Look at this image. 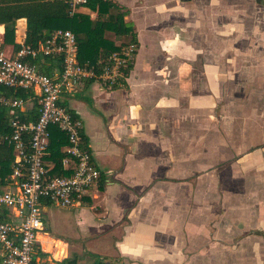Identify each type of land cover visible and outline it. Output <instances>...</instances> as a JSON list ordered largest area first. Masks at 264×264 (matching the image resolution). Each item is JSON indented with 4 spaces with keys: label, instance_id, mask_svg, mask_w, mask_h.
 I'll return each mask as SVG.
<instances>
[{
    "label": "crops",
    "instance_id": "0c3cea01",
    "mask_svg": "<svg viewBox=\"0 0 264 264\" xmlns=\"http://www.w3.org/2000/svg\"><path fill=\"white\" fill-rule=\"evenodd\" d=\"M106 1L136 49L113 89L88 82L64 95L102 176L68 207L76 223L107 236L103 264H264V36L244 34L227 0ZM24 36L19 19L4 44L0 25V49L11 55ZM41 245L64 260L66 245L59 259Z\"/></svg>",
    "mask_w": 264,
    "mask_h": 264
},
{
    "label": "built area",
    "instance_id": "2783aa9c",
    "mask_svg": "<svg viewBox=\"0 0 264 264\" xmlns=\"http://www.w3.org/2000/svg\"><path fill=\"white\" fill-rule=\"evenodd\" d=\"M65 3L72 15L87 0ZM134 52L135 45L128 44L96 65H80L75 37L68 30L53 32L36 49L22 44L11 55L0 49V86L27 94L24 100L0 99L11 115L6 142L13 155L8 182L0 187V264L50 263L38 247V234L45 227L43 207H71L97 186L101 175L85 148L80 120L64 105V95L88 81L114 87L120 68L132 61ZM37 58L56 60L57 69L50 76L40 73L32 62ZM32 101L37 106L36 120L21 121L15 111L25 112ZM50 126L66 138L60 167L70 171L67 176L48 175L52 167L46 159Z\"/></svg>",
    "mask_w": 264,
    "mask_h": 264
},
{
    "label": "trees",
    "instance_id": "16d2710c",
    "mask_svg": "<svg viewBox=\"0 0 264 264\" xmlns=\"http://www.w3.org/2000/svg\"><path fill=\"white\" fill-rule=\"evenodd\" d=\"M84 7L96 13L94 20H90L88 16L82 14L69 15L65 0H0L3 43H13L15 22L24 19V46L36 49L53 32L69 30L75 37L77 60L80 65H96L100 59L120 51L122 47L135 44L130 26L123 22V14L118 12V8L113 3L106 0H87ZM107 32L115 37L127 38V40L114 44L106 38ZM15 49H18L17 45ZM32 62L37 65L40 73L49 76L52 74V69H57V61L49 58L44 60L37 58ZM131 66L132 61L120 68L119 83L127 76ZM26 95L23 92L0 86V99L24 100ZM15 114L21 121L34 122L37 118V106L32 101L31 107L26 106L25 112L15 111ZM71 114L75 117L73 113ZM10 118L9 108L0 103V187L8 182V176L11 173L10 165L13 160L11 147L6 142L10 131ZM48 133V156L46 159L52 164L48 175L50 177L67 176L70 171H64L60 167V161L63 158L61 150L66 146V138L54 126L48 128ZM83 141L85 142L84 137ZM101 179L102 176H100L99 182ZM70 263H72L70 260L60 262V264Z\"/></svg>",
    "mask_w": 264,
    "mask_h": 264
},
{
    "label": "rangeland",
    "instance_id": "374dc122",
    "mask_svg": "<svg viewBox=\"0 0 264 264\" xmlns=\"http://www.w3.org/2000/svg\"><path fill=\"white\" fill-rule=\"evenodd\" d=\"M220 4L224 5L225 0H219ZM230 4L229 7L232 9L234 6L233 21H241L244 23L245 27H248L243 33H247L248 30L255 31L256 36H264V10L257 11V7L253 5L252 0H227ZM261 7H264V2H261ZM260 14L259 19L257 20L258 15ZM221 9L218 10V19L223 20ZM225 19V17H224ZM261 22V24H259ZM259 25L262 26L263 31H259ZM255 35L253 40H255ZM136 49V45H135ZM253 110L257 109L261 100L251 99ZM264 104V102H263ZM77 210L72 208H43L42 212L44 213V223L46 229L40 232L38 235H43L46 239L58 240L57 243L54 241L43 240L42 249L46 248L47 252H50V246L52 245V258L59 259L64 257V248L66 249V256L64 260H72L73 254L75 258L73 264H99L104 263L110 260L109 255H112L113 248L109 245L107 236H95L89 235L88 233L83 232V228L80 227L74 218L75 212ZM40 245L38 247L40 248ZM55 250V251H54ZM54 251V252H53ZM38 253V252H37ZM50 258L51 254L46 253ZM49 264H55L51 259H49Z\"/></svg>",
    "mask_w": 264,
    "mask_h": 264
},
{
    "label": "water",
    "instance_id": "95a60500",
    "mask_svg": "<svg viewBox=\"0 0 264 264\" xmlns=\"http://www.w3.org/2000/svg\"><path fill=\"white\" fill-rule=\"evenodd\" d=\"M255 1V3H258L259 2V0H254Z\"/></svg>",
    "mask_w": 264,
    "mask_h": 264
}]
</instances>
